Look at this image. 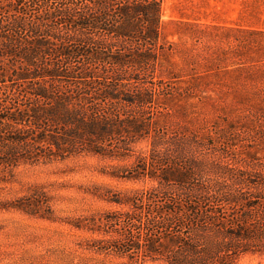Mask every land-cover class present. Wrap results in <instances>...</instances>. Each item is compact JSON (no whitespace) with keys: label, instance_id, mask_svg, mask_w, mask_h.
<instances>
[{"label":"trees","instance_id":"trees-1","mask_svg":"<svg viewBox=\"0 0 264 264\" xmlns=\"http://www.w3.org/2000/svg\"><path fill=\"white\" fill-rule=\"evenodd\" d=\"M161 3L0 0V181L69 158L134 159L110 176L154 185L107 196L118 209L85 249L120 264L264 257V110L242 113L253 128L159 123L165 101L194 91L159 74ZM251 34L264 54V31ZM254 95L264 106V86Z\"/></svg>","mask_w":264,"mask_h":264},{"label":"rangeland","instance_id":"rangeland-1","mask_svg":"<svg viewBox=\"0 0 264 264\" xmlns=\"http://www.w3.org/2000/svg\"><path fill=\"white\" fill-rule=\"evenodd\" d=\"M161 20L167 51L159 74L167 81L173 74L174 87L194 91L165 101L170 115L159 123L256 126L241 115L251 104L264 110L254 95L264 86V54L251 34L264 31V0H162ZM146 150L147 142L135 147ZM254 151L264 155L258 145ZM133 162L77 157L15 169L0 181V264H120L85 248L102 236L91 228L118 209L107 196L154 185L110 176ZM238 264H264V257L247 255Z\"/></svg>","mask_w":264,"mask_h":264}]
</instances>
